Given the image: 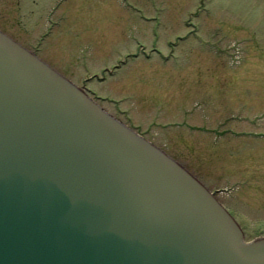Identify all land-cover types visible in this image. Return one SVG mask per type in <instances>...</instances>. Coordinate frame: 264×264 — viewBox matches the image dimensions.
<instances>
[{
  "label": "water",
  "instance_id": "95a60500",
  "mask_svg": "<svg viewBox=\"0 0 264 264\" xmlns=\"http://www.w3.org/2000/svg\"><path fill=\"white\" fill-rule=\"evenodd\" d=\"M0 264H264V237L0 32Z\"/></svg>",
  "mask_w": 264,
  "mask_h": 264
},
{
  "label": "rangeland",
  "instance_id": "374dc122",
  "mask_svg": "<svg viewBox=\"0 0 264 264\" xmlns=\"http://www.w3.org/2000/svg\"><path fill=\"white\" fill-rule=\"evenodd\" d=\"M56 1L0 0V32L173 157L247 241L264 237V0H63L36 51Z\"/></svg>",
  "mask_w": 264,
  "mask_h": 264
},
{
  "label": "flooded vegetation",
  "instance_id": "af4514ba",
  "mask_svg": "<svg viewBox=\"0 0 264 264\" xmlns=\"http://www.w3.org/2000/svg\"><path fill=\"white\" fill-rule=\"evenodd\" d=\"M63 2V0L61 1H56L54 3V5L52 4V7L50 9V13H48L46 15V21L48 22L46 24V27H45V31H44V34L39 38V41L36 42L35 44V49L36 51H39V45H42L43 41L45 40V37L46 36H49L50 34L53 33L52 29L55 25H58L60 23L61 20H64L66 19V15L64 14H55L56 11H57V8L59 5H61V3ZM58 3V4H57ZM57 4V5H56ZM56 10V11H55ZM55 11V13H54ZM50 21V22H49ZM60 25V24H59ZM58 25V26H59ZM57 27V26H56ZM151 51H149L150 53H155L157 56L159 55V57H161V59L164 61V62H167L169 61L170 57L172 54H174L171 49H168L166 55H164L160 50L158 49H150ZM146 54V53H145ZM133 56L131 57L130 55V58L133 60V57H134V54H132ZM177 55V54H175ZM147 56L146 58H149L150 55H145ZM129 61V55L126 56L124 59H120L117 61V63H115L114 65H111L110 67H105V69H108V73H106V71H103L102 74H101V82L107 80V77H112L114 75H116V71L119 69V68H122V65L121 64H125V62L127 63ZM90 79V78H88ZM85 87V86H84ZM85 90H87V88L85 87ZM87 94H89V90L86 91ZM108 98V97H106ZM124 101V99H117L114 103H115V106L117 108V110H119V112H121L122 114H124V118H125V122H128L129 125L133 126L134 128H137V126L135 125L136 123L134 122V119L133 117L130 115V110L127 108V109H122L123 106L121 107L122 105V102ZM125 102V101H124ZM126 112V113H125ZM121 123L124 122V121H121L119 120ZM125 125V124H124ZM161 127H163L161 125ZM139 132V131H138ZM228 209V208H227ZM229 211V209H228ZM231 213V215L235 218V220L240 223L238 220H237V215L236 214H233L231 211H229Z\"/></svg>",
  "mask_w": 264,
  "mask_h": 264
}]
</instances>
